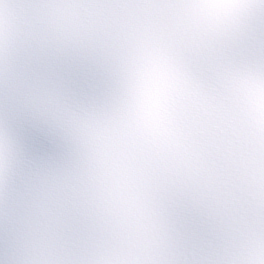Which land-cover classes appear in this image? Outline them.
<instances>
[{"label": "snow or ice", "instance_id": "obj_1", "mask_svg": "<svg viewBox=\"0 0 264 264\" xmlns=\"http://www.w3.org/2000/svg\"><path fill=\"white\" fill-rule=\"evenodd\" d=\"M0 264H264V0H0Z\"/></svg>", "mask_w": 264, "mask_h": 264}]
</instances>
